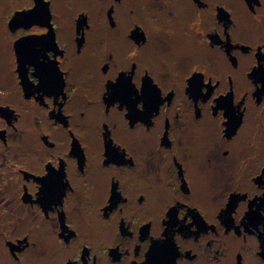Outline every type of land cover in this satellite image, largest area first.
<instances>
[{
    "label": "flooded vegetation",
    "instance_id": "af4514ba",
    "mask_svg": "<svg viewBox=\"0 0 264 264\" xmlns=\"http://www.w3.org/2000/svg\"><path fill=\"white\" fill-rule=\"evenodd\" d=\"M47 3L6 27L0 264H264V0Z\"/></svg>",
    "mask_w": 264,
    "mask_h": 264
},
{
    "label": "water",
    "instance_id": "95a60500",
    "mask_svg": "<svg viewBox=\"0 0 264 264\" xmlns=\"http://www.w3.org/2000/svg\"><path fill=\"white\" fill-rule=\"evenodd\" d=\"M35 2L36 5L32 8L26 10H17L13 13L7 23V26L11 31L15 30L17 27L28 26L34 23L47 25L44 24L43 21L47 20L48 17V3L43 0H35ZM32 43L41 45V39L39 37L35 38L32 36H26L19 38L14 42V50L18 67L23 65V58L28 57L27 51Z\"/></svg>",
    "mask_w": 264,
    "mask_h": 264
},
{
    "label": "rangeland",
    "instance_id": "374dc122",
    "mask_svg": "<svg viewBox=\"0 0 264 264\" xmlns=\"http://www.w3.org/2000/svg\"><path fill=\"white\" fill-rule=\"evenodd\" d=\"M43 1L47 2L48 0ZM33 2L34 7L36 2L35 0ZM31 4L32 0H0V74L2 75L10 74L12 62L8 60L9 49L7 44H10L16 35L11 34L6 28L8 20L15 11L25 9ZM5 83L7 82L5 81Z\"/></svg>",
    "mask_w": 264,
    "mask_h": 264
}]
</instances>
